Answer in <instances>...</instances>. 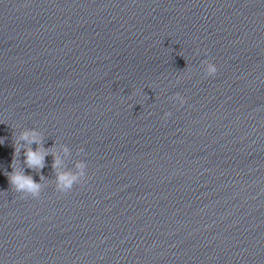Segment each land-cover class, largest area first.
<instances>
[{
    "label": "clouds",
    "instance_id": "clouds-1",
    "mask_svg": "<svg viewBox=\"0 0 264 264\" xmlns=\"http://www.w3.org/2000/svg\"><path fill=\"white\" fill-rule=\"evenodd\" d=\"M204 70L209 76H213L217 72V67L211 61H205ZM175 99H179L181 103L184 102L183 98L178 94ZM166 115L168 114L166 113ZM21 142L26 145L23 147V155L25 157L23 161L24 166L37 173H39V171L45 166V157L50 153L48 149L44 147L39 131L37 129H25L19 133L13 144L15 151L11 165L12 172H6V175L11 187L16 192L22 193L25 196L30 195L34 198L39 197L41 193V184L36 182L30 174H26L24 168L17 167V158L21 155ZM33 144L37 146L35 149L32 147ZM63 150L65 153L69 151L67 146H65ZM60 164L61 160L59 156L53 153V169H59ZM75 167L78 170L76 173L56 172V188L59 191L68 192L75 184L79 183L85 177L87 168L86 162L79 161ZM41 179H43V177H41Z\"/></svg>",
    "mask_w": 264,
    "mask_h": 264
}]
</instances>
